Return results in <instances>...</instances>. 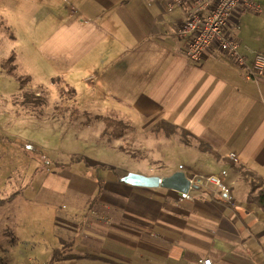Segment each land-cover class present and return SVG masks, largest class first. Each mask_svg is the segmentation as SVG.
Listing matches in <instances>:
<instances>
[{"label": "crops", "instance_id": "crops-1", "mask_svg": "<svg viewBox=\"0 0 264 264\" xmlns=\"http://www.w3.org/2000/svg\"><path fill=\"white\" fill-rule=\"evenodd\" d=\"M167 1L73 0L79 20L63 22L44 51L70 61V69L59 74L69 77L66 85L74 91L66 121L106 148L126 142L149 148V155L155 153V142L160 146L179 135L187 163L182 170L133 173L207 176L217 173L211 159L215 154L218 164L228 166L223 168L228 172L225 184L233 191L234 205L212 200L202 188L191 192L193 200H181L175 190L134 187L121 181L129 172L108 169L96 187L79 191L80 209L86 213L59 225L58 233L74 237V259L68 264H196L205 257L213 264H264V213L249 202L264 188V78L248 80L219 42L201 61H188L187 43L174 36L186 18L181 10L168 13ZM244 14H233L225 34L252 59L255 52L264 53V43L251 44L244 26L260 18L264 30V8L256 14L259 18ZM57 111L44 115L53 117ZM100 117L130 128L122 138L103 139ZM161 122L176 126V132L157 129ZM148 134L153 142L146 146ZM77 135L75 140L83 139Z\"/></svg>", "mask_w": 264, "mask_h": 264}, {"label": "rangeland", "instance_id": "rangeland-1", "mask_svg": "<svg viewBox=\"0 0 264 264\" xmlns=\"http://www.w3.org/2000/svg\"><path fill=\"white\" fill-rule=\"evenodd\" d=\"M74 7L73 0H0V200L14 197L0 207V264H50L53 252L62 247L61 240L71 237L57 232L62 219L70 224L86 213L80 209L79 191L96 187L108 169L159 175L187 165L179 135L160 146L155 142V153L149 155V148L126 142L108 149L88 138L87 130L69 128L66 118H70L72 94L65 92L70 89L69 77L59 74L70 69V61L44 51L47 39L63 22L72 17L79 20ZM244 16L260 17L252 12ZM262 29L260 18L244 26V34L256 47L264 43ZM12 53L15 61L3 67ZM24 77L30 80L23 82ZM60 88H65L63 94ZM22 92L38 93L46 105L26 108ZM54 110L56 116L44 115ZM61 119L64 122L59 124ZM99 124L103 125L95 123ZM77 134L83 139L75 140ZM144 138L146 146L152 144V134ZM211 159L217 173L228 167L218 164L215 154Z\"/></svg>", "mask_w": 264, "mask_h": 264}, {"label": "built area", "instance_id": "built-area-1", "mask_svg": "<svg viewBox=\"0 0 264 264\" xmlns=\"http://www.w3.org/2000/svg\"><path fill=\"white\" fill-rule=\"evenodd\" d=\"M166 10L168 13L177 10L184 13L186 20L176 28L174 36L177 40L187 43L188 61H201L212 44L219 42L220 49L229 54L245 70L248 80L258 82L264 78V53H255V57L249 59L240 51V43L225 34V27L234 13H263L259 0H168ZM93 79L94 77H91L89 80ZM229 159L236 161L235 155H230ZM180 170H182L181 166ZM226 177L228 172L222 170L221 173L199 175L189 179L190 188L188 192H182L180 198L193 200L191 192L202 188L210 192L212 200L232 207L234 195L232 189L225 184ZM95 215L92 213V216ZM196 264H213V262L212 258L205 257L199 259Z\"/></svg>", "mask_w": 264, "mask_h": 264}, {"label": "trees", "instance_id": "trees-1", "mask_svg": "<svg viewBox=\"0 0 264 264\" xmlns=\"http://www.w3.org/2000/svg\"><path fill=\"white\" fill-rule=\"evenodd\" d=\"M15 61V54L12 53L3 63V67L6 68V66H8L9 63H13ZM14 68V67H13ZM14 69L10 68L8 73L12 74ZM30 80L29 77H24L23 78V82ZM57 81V79L53 80V83H55ZM65 88H60V94H63ZM66 93H69L71 95L74 94V91L72 89L69 90H65ZM22 98H23V103L25 104L26 108H35L40 106V108H42L43 106L46 105V99L44 97H42L41 95H39L38 93H32V92H22ZM63 96V95H62ZM100 120H104L105 123V129L102 132L101 137L103 139L108 138L109 141H113L119 138H122L126 132L129 129V126L121 121H116L113 120V118H99ZM157 129H162V130H166V133L168 135H172L176 132L177 127L174 125H171L167 122H161L157 125ZM203 146V145H202ZM210 150V149H209ZM14 198V197H12ZM5 199V200H0V207L7 204L9 202L10 199ZM249 202L257 205L264 213V188H260L258 190H256L250 197H249ZM74 237H69L66 239H62L61 243H62V247L61 248H57L54 252H53V256L50 260V264H62V263H66V262H70L74 259V256L71 255L69 253V250H71L74 246Z\"/></svg>", "mask_w": 264, "mask_h": 264}, {"label": "water", "instance_id": "water-1", "mask_svg": "<svg viewBox=\"0 0 264 264\" xmlns=\"http://www.w3.org/2000/svg\"><path fill=\"white\" fill-rule=\"evenodd\" d=\"M125 184L134 187L156 189L164 188L178 192H188L190 181L184 172H176L169 177L144 176L136 173H129L121 179Z\"/></svg>", "mask_w": 264, "mask_h": 264}]
</instances>
